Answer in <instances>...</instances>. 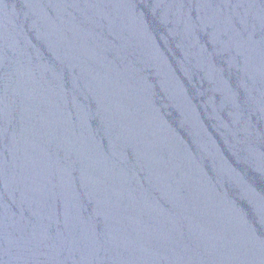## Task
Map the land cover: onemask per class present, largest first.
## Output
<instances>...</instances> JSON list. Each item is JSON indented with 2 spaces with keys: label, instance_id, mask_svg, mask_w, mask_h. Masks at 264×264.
<instances>
[{
  "label": "water",
  "instance_id": "1",
  "mask_svg": "<svg viewBox=\"0 0 264 264\" xmlns=\"http://www.w3.org/2000/svg\"><path fill=\"white\" fill-rule=\"evenodd\" d=\"M0 264H264V0H0Z\"/></svg>",
  "mask_w": 264,
  "mask_h": 264
}]
</instances>
